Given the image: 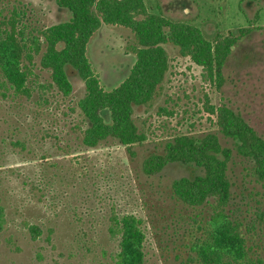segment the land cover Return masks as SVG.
<instances>
[{"label": "rangeland", "instance_id": "374dc122", "mask_svg": "<svg viewBox=\"0 0 264 264\" xmlns=\"http://www.w3.org/2000/svg\"><path fill=\"white\" fill-rule=\"evenodd\" d=\"M144 1L150 12L198 27L208 39L264 26V0ZM15 6L33 28L69 17L55 0H2L0 4L5 15ZM133 42L129 29L112 25H103L89 42L88 57L106 90L128 76L135 56L127 45ZM165 48L170 70L160 93L152 105L135 108L134 117L149 140L137 147L133 161L114 142L92 150L74 144L71 125L78 112L70 107L85 93L76 75L71 78L74 92L68 100L55 97L44 86L49 75L40 69L35 70L38 78L30 97L13 101L0 95V199L9 213L8 227L0 233V264H113L118 241L107 234L108 214L114 208L145 219L142 198L154 201L153 191L168 195L172 182L185 174L183 166L174 164L147 179L140 165L150 151L179 133L200 137L215 132L223 146H233L203 110L204 92L211 103H225L240 113L264 138V29L251 31L234 46L220 90L206 83L202 68L182 57L178 48L172 44ZM67 141L73 144V153H65ZM14 142L24 147H15ZM245 166L235 156L229 175L236 212L250 221L253 211L264 210V187L248 175ZM36 217L56 226L50 240L46 234L33 240L24 229L23 219ZM146 233V263L164 264L154 238Z\"/></svg>", "mask_w": 264, "mask_h": 264}, {"label": "trees", "instance_id": "16d2710c", "mask_svg": "<svg viewBox=\"0 0 264 264\" xmlns=\"http://www.w3.org/2000/svg\"><path fill=\"white\" fill-rule=\"evenodd\" d=\"M55 2L68 19L38 28L25 22L26 14L18 7L8 15L0 8V95L13 101L30 97L38 78L35 70L40 69L49 75L43 85L55 97L68 100L74 92L71 78L78 76L85 93L70 107L78 112L71 125L74 144L92 150L114 142L125 148L131 161L136 159L137 147L149 140L134 117L135 108L152 105L160 93L170 70L166 44L200 66L203 80L220 90L234 46L251 31L264 29L255 26L240 30L237 36L229 33L208 39L198 27L150 12L144 0ZM103 25L127 28L134 36V42L127 45L135 56L134 64L123 82L110 90L102 86L87 54L89 42ZM202 106L212 125L233 146H223L215 132L200 137L179 133L150 151L140 165L147 179L174 164L183 166L185 174L172 182L168 195L153 191L155 202L148 196L142 198L145 219L112 209L107 234L118 241L113 264H147L146 231L164 264H264V210L253 211L250 221L237 214L229 175L236 156L246 164L248 175L264 187V138L227 104L211 103L206 92ZM12 144L24 147L20 142ZM72 148L67 141L63 149L73 153ZM30 186L36 188L35 183ZM22 222L33 240L44 234L50 240L56 232V226L42 218ZM8 223L7 206L0 199V233Z\"/></svg>", "mask_w": 264, "mask_h": 264}]
</instances>
